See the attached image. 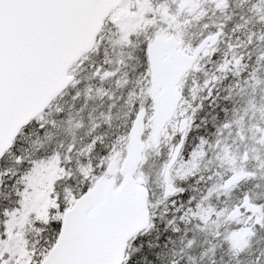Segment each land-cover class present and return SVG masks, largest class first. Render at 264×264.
I'll list each match as a JSON object with an SVG mask.
<instances>
[{
  "label": "snow or ice",
  "instance_id": "snow-or-ice-1",
  "mask_svg": "<svg viewBox=\"0 0 264 264\" xmlns=\"http://www.w3.org/2000/svg\"><path fill=\"white\" fill-rule=\"evenodd\" d=\"M0 264H264V0H0Z\"/></svg>",
  "mask_w": 264,
  "mask_h": 264
}]
</instances>
